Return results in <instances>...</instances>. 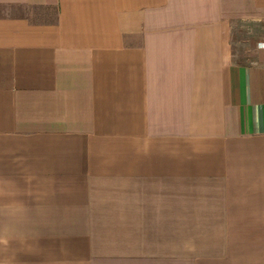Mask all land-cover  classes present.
I'll return each mask as SVG.
<instances>
[{
  "label": "crops",
  "instance_id": "obj_1",
  "mask_svg": "<svg viewBox=\"0 0 264 264\" xmlns=\"http://www.w3.org/2000/svg\"><path fill=\"white\" fill-rule=\"evenodd\" d=\"M264 0H0V264H264Z\"/></svg>",
  "mask_w": 264,
  "mask_h": 264
},
{
  "label": "built area",
  "instance_id": "obj_2",
  "mask_svg": "<svg viewBox=\"0 0 264 264\" xmlns=\"http://www.w3.org/2000/svg\"><path fill=\"white\" fill-rule=\"evenodd\" d=\"M262 48H264V42H262Z\"/></svg>",
  "mask_w": 264,
  "mask_h": 264
}]
</instances>
